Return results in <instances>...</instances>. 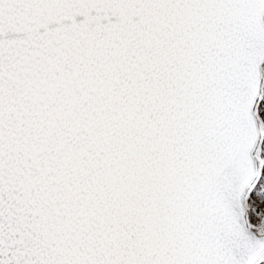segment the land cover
I'll use <instances>...</instances> for the list:
<instances>
[{"label": "snow or ice", "instance_id": "snow-or-ice-1", "mask_svg": "<svg viewBox=\"0 0 264 264\" xmlns=\"http://www.w3.org/2000/svg\"><path fill=\"white\" fill-rule=\"evenodd\" d=\"M0 264H264V0H0Z\"/></svg>", "mask_w": 264, "mask_h": 264}]
</instances>
